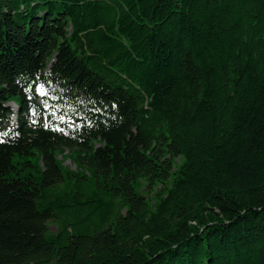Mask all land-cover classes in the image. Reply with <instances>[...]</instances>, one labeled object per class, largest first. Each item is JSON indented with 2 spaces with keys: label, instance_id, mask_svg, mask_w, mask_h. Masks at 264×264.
<instances>
[{
  "label": "trees",
  "instance_id": "trees-1",
  "mask_svg": "<svg viewBox=\"0 0 264 264\" xmlns=\"http://www.w3.org/2000/svg\"><path fill=\"white\" fill-rule=\"evenodd\" d=\"M0 264H264V0H0Z\"/></svg>",
  "mask_w": 264,
  "mask_h": 264
},
{
  "label": "rangeland",
  "instance_id": "rangeland-1",
  "mask_svg": "<svg viewBox=\"0 0 264 264\" xmlns=\"http://www.w3.org/2000/svg\"><path fill=\"white\" fill-rule=\"evenodd\" d=\"M65 166L69 167L71 170H76V167L73 163H71L70 160L66 161L65 163ZM51 229L54 230L55 229V226H51Z\"/></svg>",
  "mask_w": 264,
  "mask_h": 264
}]
</instances>
